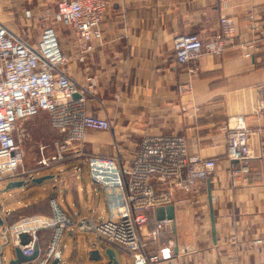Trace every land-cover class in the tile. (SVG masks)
Here are the masks:
<instances>
[{
    "label": "crops",
    "instance_id": "1",
    "mask_svg": "<svg viewBox=\"0 0 264 264\" xmlns=\"http://www.w3.org/2000/svg\"><path fill=\"white\" fill-rule=\"evenodd\" d=\"M57 2L0 0V23L30 45L39 42L46 27H54L61 48L71 57V78L93 97L89 112L108 118L111 125L89 129L82 143L66 145L64 160L43 167H50L49 171L35 175L37 168H31L27 175L15 178L27 180L23 187L0 194V212L5 217L0 227V264H9L15 256L10 227L26 216L51 214V197L75 218L92 215L101 221L117 215L120 193L92 180L86 155L116 157L127 163L143 137L172 134L186 138L190 156L213 157L215 162L211 176L200 184L197 201L175 204L170 234L176 240L175 263L264 264V111L259 110L264 102V0H109L102 35L92 40L84 60L76 53L74 28L55 18ZM25 9H31L30 16ZM222 14L235 20L233 41L222 53L202 54L199 72L189 76L176 62L175 36L197 32L208 41L219 31ZM66 27L72 33L70 41L64 34ZM190 79L192 87L181 90ZM236 123L252 128L257 152L249 162L250 170L237 179L231 169L238 163L226 156V128ZM31 128L29 117L19 120L14 140L26 145L25 133ZM46 173L56 177L40 184L30 181ZM7 181L0 180V188ZM44 230L39 231L41 250L49 244ZM3 232L8 239L1 236ZM107 246L115 248L118 264H132L118 246L93 232L71 228L61 237L58 264H100L89 258L93 247L101 249L103 264H110L104 253ZM20 264L41 263L35 259Z\"/></svg>",
    "mask_w": 264,
    "mask_h": 264
},
{
    "label": "built area",
    "instance_id": "2",
    "mask_svg": "<svg viewBox=\"0 0 264 264\" xmlns=\"http://www.w3.org/2000/svg\"><path fill=\"white\" fill-rule=\"evenodd\" d=\"M108 5L109 0H58L55 18L74 28L80 60L92 48V40L101 37V22ZM25 14L30 16L31 9H25ZM219 23V31L208 41L197 32L175 36L176 62L187 69L189 76L199 72L198 60L202 54L222 53L233 41L234 18L222 14ZM252 27L257 28L254 24ZM70 58L61 48L54 27H46L39 42L30 45L21 34L0 23V180L15 179L32 170L25 167V152L13 136L21 119L47 112L50 132L54 133L49 141L38 144L36 167L64 160L66 145L82 143L89 129L110 128L108 118L89 112L93 97L71 78L66 64ZM191 87L190 79L180 89ZM259 110L264 111L263 101ZM252 131L242 123L229 124L226 128V156L238 163V166L232 164L231 169L236 179L247 174L250 160L257 156ZM85 161L95 183L115 187L120 193L122 201L117 215L101 221L92 215L75 218L62 209L56 197H51V214L26 216L10 227L9 238L14 245L31 254L39 231L51 229L47 248L40 249L36 258L39 263L47 264L59 250L64 231L71 228L93 232L118 246L129 255L132 264H176L173 253L176 240L170 235L173 220L157 218L156 207L197 201L202 180L213 172L214 158L190 156L186 138L172 134L143 137L135 157L127 163L100 154H88ZM23 232L29 235L25 244L21 243ZM1 236L8 239L6 232Z\"/></svg>",
    "mask_w": 264,
    "mask_h": 264
},
{
    "label": "water",
    "instance_id": "3",
    "mask_svg": "<svg viewBox=\"0 0 264 264\" xmlns=\"http://www.w3.org/2000/svg\"><path fill=\"white\" fill-rule=\"evenodd\" d=\"M75 96H78V93H75ZM56 177L55 173H46L43 175H38L30 178V181L32 183L40 184L44 182L45 180L49 179H54ZM26 179H10L6 182L5 186L3 188H0V194L4 193L8 190L14 189V188H20L23 187L26 184ZM156 216L159 219L163 218H170L173 220V223L175 221V205L173 203L166 204V205H160L156 207ZM5 224V217L4 215L0 212V227H3ZM212 230L213 234L215 236V221L214 217L212 218ZM21 243L25 244L29 241V235L26 232H23L21 234ZM39 244L38 242L35 243L34 245V251L31 254H25L23 252V249L15 245L14 246V251H15V256L9 261V264H20V263H25V262H30L35 260L38 257L39 254ZM105 255L111 260L110 264H118V259L116 257V252L115 248L112 246H107L104 249ZM88 255L90 259L93 260H100L102 259V251L99 247H93L89 249ZM62 259V255L60 251H57L55 253L54 258L51 261V264H58Z\"/></svg>",
    "mask_w": 264,
    "mask_h": 264
},
{
    "label": "rangeland",
    "instance_id": "4",
    "mask_svg": "<svg viewBox=\"0 0 264 264\" xmlns=\"http://www.w3.org/2000/svg\"><path fill=\"white\" fill-rule=\"evenodd\" d=\"M24 4L26 5V1H24ZM65 25V24H64ZM65 37L68 41L71 40L72 38V33L70 28L66 27L65 28ZM68 56H70L69 53L66 52ZM69 61L66 62L67 65H69ZM29 119L32 121V128L29 129V133H25V140H26V145L30 144V142L35 143L37 142L36 147H28L26 145H21L22 149L25 152V158H24V165L26 168L31 169V168H37L36 170L33 171V174H38V173H44L46 171H49L50 167L43 168V167H36V160L35 156L37 154V146L40 142L42 141H49L50 137H54V133L50 132L51 128L49 125V118L47 112H41L38 115L29 117ZM26 121V119L24 120ZM26 146V147H25ZM34 176V175H33ZM62 206L65 207L63 202H60ZM120 254V251H119ZM121 257V255H120ZM100 264H103L102 260L98 261Z\"/></svg>",
    "mask_w": 264,
    "mask_h": 264
},
{
    "label": "trees",
    "instance_id": "5",
    "mask_svg": "<svg viewBox=\"0 0 264 264\" xmlns=\"http://www.w3.org/2000/svg\"><path fill=\"white\" fill-rule=\"evenodd\" d=\"M15 219H12V222L14 221ZM45 231V233H46V237H47V242H46V246H47V244L50 242V239H51V236H52V230L51 229H45L44 230ZM43 231V232H44Z\"/></svg>",
    "mask_w": 264,
    "mask_h": 264
}]
</instances>
